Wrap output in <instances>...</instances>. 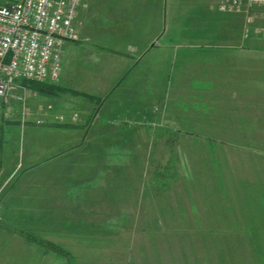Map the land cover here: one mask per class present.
<instances>
[{
  "label": "rangeland",
  "instance_id": "obj_1",
  "mask_svg": "<svg viewBox=\"0 0 264 264\" xmlns=\"http://www.w3.org/2000/svg\"><path fill=\"white\" fill-rule=\"evenodd\" d=\"M223 1L78 7L54 90L24 82L0 102V264H66L72 253L46 232L67 240L82 229L97 247L74 252L76 264H264V120L236 129L219 92L206 101L202 68L188 64L202 48L189 36L204 30L187 22L202 26L208 7L239 14L219 11ZM166 9L174 32L152 35ZM48 165L64 167L53 187ZM36 245L64 256L40 262Z\"/></svg>",
  "mask_w": 264,
  "mask_h": 264
},
{
  "label": "crops",
  "instance_id": "obj_2",
  "mask_svg": "<svg viewBox=\"0 0 264 264\" xmlns=\"http://www.w3.org/2000/svg\"><path fill=\"white\" fill-rule=\"evenodd\" d=\"M154 5L157 9H163V7L158 5V1ZM163 6L167 7V4H164ZM169 8L171 9V5ZM214 8L215 7H208L203 12L202 17L204 22L202 26L199 25L200 23L194 21L187 22L188 30L191 28L194 30L202 28L204 30L202 37L198 36V38H196L192 36L195 33L189 36L190 41L192 43L194 42V44H198L199 41H201L200 44L202 45V48L191 51L188 55V64H197L202 68L199 70L203 77L201 90L205 92L206 101H210L207 99V92H219V101L221 104L219 102V107H217L233 110L230 114L235 118L234 125H236V129L241 128L244 124L252 126V124L259 122L260 119L264 120V43L254 32V28L261 23V15L257 11L250 12V15L248 16L242 15L243 17L239 14L226 15L217 13ZM166 15L169 16L167 9L165 10V13H163V18L159 16L154 17L156 23L154 25L155 31L152 35H157V31L163 25L167 27L166 31L170 30L171 33L174 32L175 25L173 22H168ZM209 18H211V21H209ZM200 38L202 39L197 40ZM166 44L173 45L174 42L173 40L171 42L167 41ZM193 73V71L190 72L192 75ZM197 74H199L198 71L194 73V75ZM206 76H211L213 83L211 80L205 79L204 77ZM230 85L231 87H228ZM230 90L234 93H231V95L228 96L226 91L229 92ZM223 100L229 104H225ZM204 106L211 107L208 106V104H204ZM215 106L216 105H214V107ZM227 112L228 111H226L225 115ZM30 167L34 168V165L27 166L26 168L29 169ZM62 167L63 166L58 165H48L46 168L47 170L45 169L46 173H48L47 179L51 187L58 182V179H52L51 175L56 171L61 173L62 171L60 170H62ZM57 175L58 174L55 176ZM63 177L66 178V176ZM61 181V183H63L62 187H70L72 182H74V180L68 179ZM71 201L73 203V200ZM160 212H162V210H160ZM76 214L77 213L70 214L67 219H75L77 216ZM85 232L86 230L84 229L80 231L76 230L74 232L75 237H69L67 240H61V236L57 233L51 234L49 231L46 232L49 240L53 242L56 240L58 243L60 242V244L64 246V250L72 253L73 256L68 261V258L64 255L51 251L50 249L47 250L48 248L45 249L46 247L44 246V248L43 245H36L34 246L36 251L38 250L39 252L40 250H43L41 252L40 262H44L47 259L51 262V257L49 256L53 253L55 255L53 258L64 256L67 261L66 264H73V262L76 264L75 261L79 262L83 256H76L74 252H90L92 247H97L93 245L88 246L89 244L87 243L89 240H84V238H86L84 236ZM157 246L158 245L156 244V250H158ZM169 246L171 249V244ZM44 249L47 251L45 252ZM169 252H171V250H169ZM97 262L100 264L98 260ZM85 264H89L88 261L85 262Z\"/></svg>",
  "mask_w": 264,
  "mask_h": 264
},
{
  "label": "built area",
  "instance_id": "obj_3",
  "mask_svg": "<svg viewBox=\"0 0 264 264\" xmlns=\"http://www.w3.org/2000/svg\"><path fill=\"white\" fill-rule=\"evenodd\" d=\"M84 0H0V102L21 80L54 81L59 76L60 46L75 36L77 9ZM261 15L255 27L264 41V0H225L219 11Z\"/></svg>",
  "mask_w": 264,
  "mask_h": 264
},
{
  "label": "trees",
  "instance_id": "obj_4",
  "mask_svg": "<svg viewBox=\"0 0 264 264\" xmlns=\"http://www.w3.org/2000/svg\"><path fill=\"white\" fill-rule=\"evenodd\" d=\"M24 82H26L27 85L30 84L29 87H32L33 89H35V90H37L39 92H48L49 93V91H52L55 88L54 85L52 83H50L52 81H41V82L37 83L36 81H32V80H26V79L21 80V83H24ZM165 244L168 245V247H167L168 251L171 250L170 246H169L171 244V241L165 242ZM48 246H50L54 250H58V251H61V252L65 253V251H63L62 249H60V248H58V247H56L54 245H48ZM169 253L171 254V252H169Z\"/></svg>",
  "mask_w": 264,
  "mask_h": 264
}]
</instances>
